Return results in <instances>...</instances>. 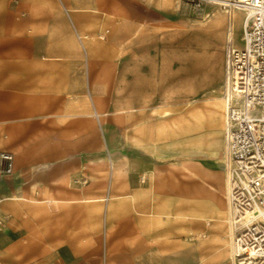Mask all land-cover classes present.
Wrapping results in <instances>:
<instances>
[{"label":"crops","instance_id":"0c3cea01","mask_svg":"<svg viewBox=\"0 0 264 264\" xmlns=\"http://www.w3.org/2000/svg\"><path fill=\"white\" fill-rule=\"evenodd\" d=\"M0 10V149L14 156L12 173H0V264H183L186 235L208 230L223 238L225 261V71L206 118L147 127L163 142L206 127L212 157L169 159L164 143L159 158L154 138L146 147L121 141L132 99L109 104L105 95L119 61L115 93L144 90L148 100L167 87V56L151 53L144 33L170 22L163 6L1 0ZM186 171L197 175L189 184ZM191 248L189 264H202Z\"/></svg>","mask_w":264,"mask_h":264},{"label":"rangeland","instance_id":"374dc122","mask_svg":"<svg viewBox=\"0 0 264 264\" xmlns=\"http://www.w3.org/2000/svg\"><path fill=\"white\" fill-rule=\"evenodd\" d=\"M148 1L154 5L163 6L171 19L168 24L150 26L144 31L150 40L149 49L151 48V53L158 57L162 54L167 56L166 60L170 72L168 85L164 91L161 88L157 89L154 94L149 95L150 99L148 100H146L144 90L137 95L117 94L115 93L117 92L116 85L120 81L118 76L121 75V69L124 66V62L119 61L115 63V76L110 79L111 86L109 93L105 95L106 100L110 104L119 97L132 99L131 104L134 106L131 111L127 112L128 115L122 129L124 133L121 141L124 144L142 147L154 144L157 156L162 158V147L165 143L169 151L164 155L169 159L175 158L176 160L180 156L189 161H194V159L203 161L210 158L212 148L215 147L214 140L211 141L203 136L210 132L208 128H203L200 134H186L183 137H177L176 134L171 133L169 134L170 139L163 142L161 139H156L155 131L148 134L147 127L148 124L152 123L155 130H161V127L156 126L161 125L162 120H176L180 117L185 122V120L207 117L209 104L216 101V96L220 95L218 83L220 78L224 76V66L229 53L228 45L233 44V47L241 45V22L245 14L243 11L236 10L232 17L231 8L216 3H209L203 8H198L187 0ZM10 3L11 6H14L17 4V0H10ZM215 12L218 13L221 20L213 19ZM1 13L0 10V22L3 17ZM231 20L233 39L230 38L228 41V27ZM108 34L109 30L106 28L97 37L105 40ZM75 35L81 44L83 55L86 56L84 44L76 30ZM85 38L87 37H83L82 40ZM125 54L129 55L130 53L126 52ZM129 74L127 72V75ZM131 74L128 82L133 84V70ZM140 74L144 75L143 72ZM128 89L123 87L122 91ZM134 99L137 100V104ZM173 128L177 129L176 126H171V129ZM185 173L183 176L184 184L193 181L191 176H197L188 171ZM141 180H144L143 176ZM184 242L186 255L183 264L190 263L191 247L194 245L195 248L201 249L202 264H232L228 254L224 256L225 261L220 262L223 260L222 254L225 248L222 245L223 238H220V235L215 232L208 230L196 234L191 233V235L187 234Z\"/></svg>","mask_w":264,"mask_h":264},{"label":"built area","instance_id":"2783aa9c","mask_svg":"<svg viewBox=\"0 0 264 264\" xmlns=\"http://www.w3.org/2000/svg\"><path fill=\"white\" fill-rule=\"evenodd\" d=\"M187 1L198 8L214 3ZM232 2L245 14L241 45L228 53L224 110L235 225L232 256L234 264H264V0ZM13 162L12 152L0 149V173L11 174Z\"/></svg>","mask_w":264,"mask_h":264},{"label":"bare ground","instance_id":"6f19581e","mask_svg":"<svg viewBox=\"0 0 264 264\" xmlns=\"http://www.w3.org/2000/svg\"><path fill=\"white\" fill-rule=\"evenodd\" d=\"M232 1L233 0H214V3L221 4V5H231V16L233 17L234 16V12L236 10H240V11H242V10L237 8L236 6H234ZM207 14H208L207 16H209V13H207ZM213 19L219 21V20H221V17L218 16L217 12H215L214 15H213ZM243 23H244V17H243L242 22H241V27L243 26ZM231 31H232V20H231V23H230V25L228 27V35H227L228 36V41H230V38L233 39L231 37V33H232ZM79 38L81 39L80 36H79ZM233 46H234L233 44L228 45V52L231 50V48H233ZM227 64H228V58L226 59V70H225V94H224L225 107H226V103H227V96H228V93H229V83H228L229 79H228V68H227L228 66H227ZM225 154H226V160H227V164H226L227 177L225 178V197H226L227 203L229 205V212H228V217L224 218V221H226L227 225H228V227L226 228V239H227V243H228L227 245L228 246L230 245L229 252H230V256H231V261L234 264L233 256H232V246H233L232 241H233L234 226L235 225H234L233 219H232V210H231V203H230V177H231V174H230L229 161H228L227 152H226V143H225ZM231 232H232V237H231Z\"/></svg>","mask_w":264,"mask_h":264}]
</instances>
